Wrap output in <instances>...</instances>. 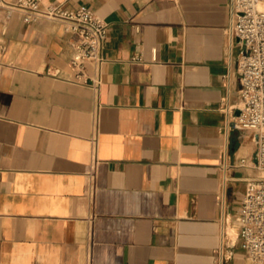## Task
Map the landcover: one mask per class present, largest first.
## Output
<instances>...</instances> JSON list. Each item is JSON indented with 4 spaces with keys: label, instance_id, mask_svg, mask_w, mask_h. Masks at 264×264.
Returning <instances> with one entry per match:
<instances>
[{
    "label": "crops",
    "instance_id": "1",
    "mask_svg": "<svg viewBox=\"0 0 264 264\" xmlns=\"http://www.w3.org/2000/svg\"><path fill=\"white\" fill-rule=\"evenodd\" d=\"M229 2L46 0L108 24L98 86L72 81L64 23L0 12V264H250Z\"/></svg>",
    "mask_w": 264,
    "mask_h": 264
},
{
    "label": "built area",
    "instance_id": "2",
    "mask_svg": "<svg viewBox=\"0 0 264 264\" xmlns=\"http://www.w3.org/2000/svg\"><path fill=\"white\" fill-rule=\"evenodd\" d=\"M264 0H230V42L240 40L238 57L240 72V105L230 107L227 114L234 115V125L250 133L256 144L253 167L259 176L247 180L246 191L237 216L238 237L250 264H264ZM0 12L5 21L18 14L26 22L40 19L64 23L73 35L70 65L74 71L72 81L80 84L101 83L103 50L107 41L108 24L86 7L67 9L47 4L46 0H0ZM156 59V50H154ZM134 59L139 60L140 57ZM239 110L234 114L235 109ZM223 169L236 167L228 162L223 151ZM239 159L237 166L246 165ZM226 180V177L224 178ZM215 264H226L225 248L217 253Z\"/></svg>",
    "mask_w": 264,
    "mask_h": 264
},
{
    "label": "bare ground",
    "instance_id": "3",
    "mask_svg": "<svg viewBox=\"0 0 264 264\" xmlns=\"http://www.w3.org/2000/svg\"><path fill=\"white\" fill-rule=\"evenodd\" d=\"M261 8H264V6L262 5Z\"/></svg>",
    "mask_w": 264,
    "mask_h": 264
},
{
    "label": "water",
    "instance_id": "4",
    "mask_svg": "<svg viewBox=\"0 0 264 264\" xmlns=\"http://www.w3.org/2000/svg\"><path fill=\"white\" fill-rule=\"evenodd\" d=\"M239 42H240V40H239Z\"/></svg>",
    "mask_w": 264,
    "mask_h": 264
}]
</instances>
